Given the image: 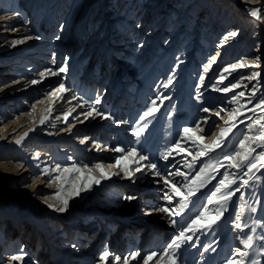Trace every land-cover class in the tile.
<instances>
[{
  "label": "rangeland",
  "instance_id": "374dc122",
  "mask_svg": "<svg viewBox=\"0 0 264 264\" xmlns=\"http://www.w3.org/2000/svg\"><path fill=\"white\" fill-rule=\"evenodd\" d=\"M0 16V208L16 211L0 214V264H108L146 227L166 237L150 264H264V0H0Z\"/></svg>",
  "mask_w": 264,
  "mask_h": 264
},
{
  "label": "snow or ice",
  "instance_id": "6c2138e0",
  "mask_svg": "<svg viewBox=\"0 0 264 264\" xmlns=\"http://www.w3.org/2000/svg\"><path fill=\"white\" fill-rule=\"evenodd\" d=\"M260 11H261V9H258V8H252V9L249 10L250 15L253 16V17H256L257 19H261V18H262V17L259 16ZM0 19H5V17L0 16ZM230 35H231V36H235L236 33H235V32H232V33H230ZM228 38H229L228 36H225V37H224V40L226 41ZM28 39H32V37H28ZM37 39H38V37H37ZM18 43H23V41H22V40H16V41H13V45L18 44ZM221 43H223V41H221ZM212 60L214 61V60H215V57H213ZM244 66H245V65H244V62L241 61V62H239V63H237V64H231V65H229L228 68L225 69V71H228L229 69H231V70H235V69L238 68V67H244ZM208 67H209L208 65H205V66H204V71H205V72L208 71ZM64 71H65V68H64V67H60V68H59V72H64ZM51 74H52V75H56L57 73H56V72H52ZM40 75H41V76H44V73H41ZM256 75H259V73H254V74H253V77H255ZM200 79L203 80L204 77L201 76ZM16 83H18V82H16ZM30 83L34 85V84L38 83V81H36V80H32V81H30ZM237 86H238V82L232 84V85H231V88H236ZM222 90L225 91V92H227V91H229V88L226 86V87H225L224 89H222ZM64 91H66L64 84H60V85H59V86H58V87H57V88L51 93V95H53V96H57V94H59V93H63ZM239 95H240V96H243L244 93L241 92V93H239ZM57 98H60V97L57 96ZM96 102L99 103V100H97ZM85 103H86V101H85ZM154 103H155V101H153V104H154ZM203 111H204V112H208L209 109H208V108H204ZM221 111H223V109H221ZM98 114H102V113H98ZM28 115H31V113H28ZM84 115H85V118H87L88 116H91V115H92V112H91V111H88V112L84 113ZM145 115H148V113H145ZM217 115H219V113H217ZM64 118H65V120L67 121V114H65V117H64ZM142 118H143V117H142ZM45 119H46V117H42L41 120H40V123H41V124H44ZM228 130H229V129H222V130H221V136H223ZM30 131H31V129H30ZM188 131H189L188 128H185V129H184V132H185V133H187ZM27 135H28V133L26 132V133L24 134V136H27ZM134 135H138V133H134ZM24 136L20 137V139H18V140L16 141V143L19 144V143L21 142V140L24 139ZM81 142L83 143V141H81ZM240 145H241V147H243V146H244V141H240ZM216 146H219V144H217ZM112 151H115V152H122V151H125V150L122 149V148L117 147V148H113ZM127 151H128L130 154H132V155H135V152H136V150H135L134 148L128 149ZM200 154H203V150L201 151ZM239 154H240L239 152L236 153V155H239ZM37 158H38V155H37V157H34V159H37ZM224 158H225V159H228V160L233 159V157L230 156V155H225ZM139 159H140V160H146V159H148V157H146V156H144V155H140ZM244 159H247V156H244V157H243L241 163L243 162ZM117 163H119V160H117ZM232 166H233V167H239L238 164H233ZM148 167H150V168H152V169H156L157 165H156L155 163H150V164L148 165ZM254 167H255L254 164L249 163L248 171L251 172L252 168H254ZM96 168L99 169V168H100V165L97 164V165H96ZM55 170H57V171H64V170H66V169H63V170H62V169H61V165H60V164H56V166H55ZM42 171H43L45 174H47V172H48L47 169H43ZM136 171H139V168H137ZM176 174H177V175H182V173H179V172H177ZM126 175H128V173H126ZM245 175H247V173H245ZM105 178H107V177H105ZM59 179H60L59 176L55 178V180H59ZM225 180H227V177H225L224 180H221L220 183H221L222 185H224V187H228V184L225 183ZM52 182H53V181H48V183H52ZM95 183H99V181H95ZM164 183L167 185V184H168V181L165 179ZM243 183H244V184H247L248 182H247V181H244ZM237 191H239V189H237ZM216 192H220V188H219V187H217ZM216 192H214L212 195L215 196V195H216ZM75 194L78 195V194H79V190H77ZM177 195H179V193H177ZM231 195H232V193H227V194H225V196L223 197V199H228V198L231 197ZM57 197H59V193H57ZM124 198H125L126 200H133V199H135L134 196H126V197H124ZM165 199H170V197H168L167 195H165ZM60 202L64 205V207L55 208L54 210H55V211H58V212H64L65 209H66L67 206H68V201H67V199H62ZM49 207L51 208V207H53V205L49 204ZM179 207H180L181 210H182L184 207H186V204L184 203V199H183V198L181 199V202H180ZM159 210L162 211V212H167L169 215H171V214L175 211V209H166V208H161V209H159ZM176 214L178 215L179 213H176ZM200 215L202 216L203 213H201ZM198 218H199V217H198ZM236 219H237V220L240 219V215H239V214H237ZM214 222H215V221L213 220V223H214ZM193 223H195V221H193ZM235 227H236V228H241V225H240V224H236ZM190 228H191V225H189L187 228H182V229L180 230V235H179V237H177V239L185 238V231L190 230ZM186 239L190 240L191 237H186ZM248 239L251 240L252 238H251V237H248ZM75 246H76V245H73V247H75ZM193 246H195V245H193ZM249 246H250V245H249ZM179 247H180V244L176 243V241L174 240L171 244L168 245V248L165 250V255H177V256H178L179 254H178V253H175V249H178ZM22 250H23V249H21V251H22ZM204 250L207 251V248H205ZM109 255H110L109 251L107 250V248H105V250L100 254V260H101L102 262H108V264H114V262L108 261V257H109ZM131 255H132L133 258H135L137 254H136V253H132ZM151 255H155V253H150V256H151ZM244 255H247V254L245 253ZM10 259H11V261H17V260H22L23 257H22V256H12ZM122 259H123V261H124V264H128V257H121V256H118V255L115 257V262H119V261H121ZM229 264H232V262L229 261Z\"/></svg>",
  "mask_w": 264,
  "mask_h": 264
},
{
  "label": "bare ground",
  "instance_id": "6f19581e",
  "mask_svg": "<svg viewBox=\"0 0 264 264\" xmlns=\"http://www.w3.org/2000/svg\"><path fill=\"white\" fill-rule=\"evenodd\" d=\"M259 5V4H258ZM148 9H150V8H148ZM6 21V19H4V20H1V23L2 22H5ZM8 22V21H7ZM145 24V22H141V24L140 25H144ZM19 31V30H18ZM212 64V63H211ZM211 64H210V66H211ZM254 68V67H253ZM259 68V67H258ZM56 87H58V86H56ZM61 94L62 93H59V94H57V96H59L60 98H57V96H53V95H51L50 96V101H49V104L54 100V99H56V104H55V106H57V105H59L60 104V100H61ZM106 96L108 95V92H105L104 93ZM204 94H207V93H204ZM104 95V96H105ZM55 103V102H54ZM69 125V124H68ZM61 130V129H60ZM59 130V131H60ZM62 131H65V133H67L68 132V130H65V129H63V130H61V133H62ZM86 139H87V136H82L81 137V140H83V142H85L86 141ZM180 152H182V151H180ZM181 155V154H180ZM180 155H178L177 157H182V156H180ZM176 157V158H177ZM185 157V156H184ZM189 160V159H188ZM187 160V161H188ZM180 161V160H179ZM181 161H185V159H181ZM181 163H183V162H181ZM185 163V162H184ZM189 165V164H188ZM141 166V168L143 169V168H145V163L143 164H141L140 165ZM141 168H139V169H141ZM181 168V167H180ZM173 170V169H172ZM174 171V170H173ZM170 172H171V170H170ZM14 173V172H13ZM160 173L161 172H159L158 170H153V175L156 177V178H158L159 177V175H160ZM173 174H170V175H168V177L171 179V176H172ZM175 175V174H174ZM15 175L13 174V175H7V177H14ZM176 176H178V175H176ZM8 179V178H7ZM175 182V181H174ZM15 201L13 202H11L10 203V206H8V207H3V208H0V214H3V215H8V216H10L11 215V213H16V211H15ZM154 206V203L152 202V207ZM92 209H90V211H91ZM158 212H159V210H158ZM91 213H95V210H92V212ZM157 214V213H156ZM135 219V217L133 218V220ZM139 220H141V221H144V223L145 222H147V219L145 218V216H142L141 218H139ZM148 224H150V223H148ZM147 224V225H148ZM143 225V224H142ZM146 225V226H147ZM144 226V225H143ZM150 226V225H149ZM91 227L89 226V228H88V230L90 229ZM159 228H161V227H159ZM53 235V233H51L50 235H49V237H48V239H47V242H48V244H49V241L51 240V236ZM97 235V237H98V233L96 234ZM95 235V236H96ZM100 239V238H99ZM134 238H132L131 237V239L130 240H128L127 239V241H129L130 243H132L133 245H134V242H132V240H133ZM140 239H141V243L139 242V243H137L135 246H134V248H128V249H125L124 247V249L121 247V242H119L118 240L117 241H115V245L116 246H114V248H116V251L118 252V253H121V254H113V256H112V253H110V255H109V257H114V264H120L119 262H115V257L118 255V256H120V255H122L123 254V256H125L126 255V253L127 254H130L129 255V258H130V260H128V263H129V261H132V263H130V264H133L134 262H137L138 260L140 261V260H142V259H144V263L145 264H150L151 262H157L158 260H160V258H162V256L164 255V252H162V247H163V243L166 241L165 239H166V237H164V236H161L160 235V233H159V231H158V229L157 228H152V227H149V228H147L146 227V229L144 230V233L141 235V237H140ZM156 241H157V243L158 244H156ZM114 242H112L110 245H112ZM243 244V243H242ZM109 245V244H108ZM114 245V244H113ZM241 245V244H240ZM247 244H245L244 246H246ZM242 246V245H241ZM249 246V245H248ZM24 248L26 249V247L25 246H23V250H24ZM72 248H73V246H72ZM243 248H245V247H243ZM246 248H248V247H246ZM50 249H51V247H50ZM153 250V251H152ZM20 252H22V251H20ZM132 253H136L137 255H136V257L135 258H133L132 257ZM150 253H155V255H151L150 256ZM247 253V252H246ZM74 254H79V253H74ZM51 255H55L54 253H51ZM189 256V255H188ZM164 257V256H163ZM76 259H79V258H76ZM239 261V260H238ZM19 262H21V261H19ZM18 262V263H19ZM204 262V261H203ZM103 263H106V262H103ZM124 263V262H123ZM187 264V263H186ZM188 264H191L190 262L188 263Z\"/></svg>",
  "mask_w": 264,
  "mask_h": 264
}]
</instances>
